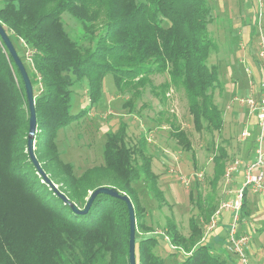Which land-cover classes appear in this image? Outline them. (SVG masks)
I'll return each instance as SVG.
<instances>
[{
	"label": "trees",
	"instance_id": "trees-1",
	"mask_svg": "<svg viewBox=\"0 0 264 264\" xmlns=\"http://www.w3.org/2000/svg\"><path fill=\"white\" fill-rule=\"evenodd\" d=\"M65 12L80 23L81 37L70 36ZM212 22L210 0H0V24L34 87L35 154L69 199L66 203L60 197L27 151L30 109L25 83L0 35V264H130L127 203L100 193L84 214L75 212L71 203L83 210L90 192L115 188L130 197L139 227L143 209L137 181L143 179L147 190L165 203L146 137L131 146L127 123L121 122L108 134L105 163L76 174L74 165L61 158L58 132L83 115L73 113L74 86L87 81L91 103H98L109 73L119 91L132 87L137 97L142 94L137 86L145 87L152 74L166 73L162 97L172 86L184 88L196 129L221 131L225 119L214 93L220 74L217 65L209 64L211 51L217 49L209 34ZM126 104L133 106L132 99ZM171 127L177 141L192 149L187 132L174 122ZM251 143L256 147V139ZM217 151L213 187L227 169V149L220 145ZM199 203L209 223L218 208L215 197L200 196ZM246 205L245 198L242 217L248 216ZM166 232L171 245L185 254L181 264L227 263L203 241L204 230L196 219L191 218L186 235L169 218ZM137 242V264H165L156 251L157 236L140 237L136 230Z\"/></svg>",
	"mask_w": 264,
	"mask_h": 264
},
{
	"label": "rangeland",
	"instance_id": "rangeland-1",
	"mask_svg": "<svg viewBox=\"0 0 264 264\" xmlns=\"http://www.w3.org/2000/svg\"><path fill=\"white\" fill-rule=\"evenodd\" d=\"M259 3L260 0H210L213 22L209 25V34L217 43V49L211 51L209 64L217 65L220 74L221 83L214 93L225 119L221 131L196 129L184 88L172 86L166 91V97H162L160 85L169 79L166 73L152 74L145 87L137 86L142 93L140 97L135 95L132 87L119 91L114 75L109 73L103 81L102 99L94 104L89 98L87 81L74 86L73 113L83 111V115L58 132L56 143L62 160L73 164L76 174L104 164L103 151L108 134L116 132L121 122L127 123L128 143L131 146L138 144L143 136L146 137L148 152L153 157L152 169L159 177L158 186L164 194L165 203H160L147 190L143 179L134 184L143 209L139 217L142 224L137 227V232L140 237L154 235L159 238L156 251L165 264H181L185 257L181 250L170 243L166 232L167 220L173 218L180 231L188 235L190 220L194 218L202 225L205 235L208 222L205 221L199 197L205 199L209 194L213 195L215 206L219 207L235 183V171L229 179L225 174L215 187L210 183L214 177L217 146L222 145L227 149L229 167L235 165L237 159L241 160V147L249 146L253 141L252 136L247 141L239 139L244 129V118H240L246 116V107L242 108L237 101L234 102V97L256 96L249 94L248 85L252 77L256 79L260 73L262 75L259 48L260 26L264 34V7ZM262 4L264 6V0ZM259 9L263 11L261 19ZM63 18L70 36L74 39L81 37L80 23L68 12L63 14ZM85 45L93 46L88 42ZM30 55L28 49L26 58L29 62ZM128 99H132L133 106L126 104ZM234 111L239 112L238 119L237 115L232 116ZM173 122L187 132L192 149L183 147L171 134ZM254 213L256 209L251 215ZM263 220L251 221L258 225L264 223ZM252 234L251 245L258 249L256 257L259 259L248 256L250 264H264V231L260 233L255 229ZM206 243L214 246L210 239ZM235 257L234 261L227 259L226 264H241L238 256Z\"/></svg>",
	"mask_w": 264,
	"mask_h": 264
},
{
	"label": "built area",
	"instance_id": "built-area-1",
	"mask_svg": "<svg viewBox=\"0 0 264 264\" xmlns=\"http://www.w3.org/2000/svg\"><path fill=\"white\" fill-rule=\"evenodd\" d=\"M259 4L261 7H264L262 6V0H260ZM258 15L261 19L263 16V11L261 9L258 10ZM260 36L259 57L262 62L263 71L259 91L256 96L234 97V102L237 101L240 106L246 107L250 116L255 117L258 133L256 135L254 158L245 163L242 183L237 188L228 191V195L230 196L219 205L212 215L210 222L207 224V231L203 238V241L207 242L211 234L218 228L223 213H231L232 218L227 226L226 245L234 256H238L241 264H250L248 250L250 249L251 234L247 235L240 233L244 200L247 192L264 194V34L261 31V26ZM251 136H253V130L247 125L244 127L239 139L241 141H246ZM241 162L242 160L237 159L235 165L227 167L225 174L228 179L230 175L236 171L237 165H240Z\"/></svg>",
	"mask_w": 264,
	"mask_h": 264
},
{
	"label": "crops",
	"instance_id": "crops-1",
	"mask_svg": "<svg viewBox=\"0 0 264 264\" xmlns=\"http://www.w3.org/2000/svg\"><path fill=\"white\" fill-rule=\"evenodd\" d=\"M260 80H261V73L259 74V76L256 79H254L252 77V79L248 85L249 94L257 95L259 88H260ZM245 109H246L245 110L246 116L242 117L240 119L243 120V118H244V120H243L244 127L249 125V127L253 130V134H254L253 139H256V135L258 133V128L256 127V124H255V117L250 116L248 109L247 108H245ZM235 115H237V119H238L239 112H237V111L232 112V116H235ZM254 147H255V144H253V143H251L249 146L244 145L243 147H241V156H242L241 160H242V162H241L239 168L234 173V175H235V181H234L235 183L234 184H236V185L233 184V187L231 189L237 188L242 183L243 178H244L245 163L247 161L252 160V158H254V154H255V148ZM229 196L230 195H228V194L225 195V200ZM246 203H247V205H246L245 209L248 210V216L242 217V221L240 224V233L245 234L247 232L248 233L251 232V240H252V236H253L252 231L253 230L256 229L260 233L264 231V223H260L258 225H255V224H252V221H251V220H256V219H264V194L247 192ZM253 209H256V213L251 215ZM231 218H232L231 213H228V212L223 213V215L221 216V220H220L218 228L210 236V241H213V243H214V246H212L214 252L219 254L223 259L227 258L228 261L229 260L234 261V258H236L234 255H232L228 251V248L226 245V243H227L226 242L227 226H228ZM255 249H256V247H255ZM255 249L252 247L251 242H250V249L248 250V256L255 257L256 259H259L258 257H256V252L258 249H256V250Z\"/></svg>",
	"mask_w": 264,
	"mask_h": 264
},
{
	"label": "water",
	"instance_id": "water-1",
	"mask_svg": "<svg viewBox=\"0 0 264 264\" xmlns=\"http://www.w3.org/2000/svg\"><path fill=\"white\" fill-rule=\"evenodd\" d=\"M0 35L2 37V39L4 40L5 44L7 45L12 57L14 58L17 66L19 67L24 83H25V88H26V94H27V99L29 102V109H30V118H29V133H28V142H27V151L29 152L30 158L32 160V162L34 163V165L36 166V168L38 169L39 173L41 175H43L44 177H46L47 181L52 185V187L59 193L60 197L66 202L69 203V199L68 197L63 194L62 192H60L58 190V186L55 185L46 175L45 171L43 170L36 154H35V149H36V134L38 132V122H37V114H36V107H35V95H34V87L32 84V81L29 77L28 71L23 63V61L21 60L20 56L18 55L7 31L5 30V28L2 26V24H0ZM100 193H105V194H109L111 196L114 197H120L121 199H123L127 205H128V209H129V215H130V239H129V262L130 264H137V243H136V215H135V209H134V205L130 199V197L126 194H120V192L118 190H116L115 188H111V187H106V186H101L98 187L97 189H95L92 192L91 198L89 199V202L87 204V206L85 207V209H80L77 207L76 204L71 203V207L72 209L77 212V213H86L88 211V209L90 208V205L93 201V199L95 198L96 195L100 194Z\"/></svg>",
	"mask_w": 264,
	"mask_h": 264
}]
</instances>
